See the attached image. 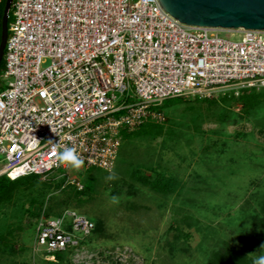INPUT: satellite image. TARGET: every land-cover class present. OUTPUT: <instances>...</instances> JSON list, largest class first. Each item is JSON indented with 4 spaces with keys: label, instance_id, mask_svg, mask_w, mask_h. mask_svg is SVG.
I'll return each instance as SVG.
<instances>
[{
    "label": "built area",
    "instance_id": "obj_1",
    "mask_svg": "<svg viewBox=\"0 0 264 264\" xmlns=\"http://www.w3.org/2000/svg\"><path fill=\"white\" fill-rule=\"evenodd\" d=\"M8 30L0 177L12 180L68 170L66 148L112 171L122 131L163 123L164 101L264 87V30L188 25L159 0H13ZM94 229L76 211L44 216L36 251L56 261Z\"/></svg>",
    "mask_w": 264,
    "mask_h": 264
},
{
    "label": "rangeland",
    "instance_id": "obj_2",
    "mask_svg": "<svg viewBox=\"0 0 264 264\" xmlns=\"http://www.w3.org/2000/svg\"><path fill=\"white\" fill-rule=\"evenodd\" d=\"M243 92L164 101L163 123L122 131L112 171L70 165L26 181L0 205V231L7 233L0 264H47L35 247L39 221L52 206L95 223L96 235L68 257L72 264H209L224 241L264 257V237L252 220L264 219V96L253 105L238 99ZM146 128L164 133L141 136ZM135 172L167 181L170 191L142 185ZM77 181L91 186L88 193L74 194Z\"/></svg>",
    "mask_w": 264,
    "mask_h": 264
},
{
    "label": "trees",
    "instance_id": "obj_3",
    "mask_svg": "<svg viewBox=\"0 0 264 264\" xmlns=\"http://www.w3.org/2000/svg\"><path fill=\"white\" fill-rule=\"evenodd\" d=\"M5 4L6 0H0V41H1V32H2V19H3V14H4V9H5ZM5 63L3 61L2 64V72L4 71ZM256 90H260L259 92H256ZM244 91V92H243ZM242 97H238V99H245V100H255V102H252L251 104L255 105L259 103V99H263L264 96V87L257 89V88H247L242 90ZM186 99V98H184ZM183 99V100H184ZM191 99V98H188ZM195 99V98H194ZM200 99H206V98H200ZM165 105L161 106V109L163 110V107ZM164 111V110H163ZM166 115V113H165ZM147 124V123H146ZM152 129V128H151ZM146 128V130L141 133V136L145 135V137H151V138H157L159 136H162L164 133L163 128H158V129H152ZM132 131L130 132V134ZM138 133V131L136 132ZM122 145V144H121ZM120 150H119V156H120ZM107 171V170H105ZM108 172V171H107ZM136 173V174H135ZM132 173L135 178L137 179L138 182H140L142 185L154 189L156 192L160 194H164L166 191H170L171 184H168L166 182H158V180L151 178L149 175H141L139 172ZM40 175H30V176H25L21 177L16 180H12L7 176H1L0 177V205L6 203L12 198L13 193L19 186L24 184L26 181L33 179V177H38ZM72 187L71 190L74 191V194L82 195L84 193H88L90 190V185L88 183L84 184V188L82 190H79L78 187L70 186ZM74 209V208H73ZM51 210L49 213H47V217L50 216H61L64 214L65 210L62 209L61 211H54V207H51ZM79 213V212H78ZM262 213L264 217V206L262 208ZM82 214V213H80ZM85 215V214H84ZM190 217V216H189ZM259 219V218H258ZM93 221V219H91ZM255 224H257V228L259 229V234L258 236L264 237V219H260L259 221H256L255 219H252ZM189 221V222H188ZM187 221V223H191L190 225H200L199 221H191L190 219ZM94 222V221H93ZM259 225V226H258ZM198 229H202L201 227H198ZM206 229L208 232L214 231V228L211 226L206 225ZM4 231H0V241H4L7 239L6 234L3 233ZM214 232H211L214 234ZM13 233V229L9 231V235ZM96 235V226L95 229L93 230L92 234L87 236L81 241V244L78 248L70 249L64 252H57L56 253V261H48L44 257H41L40 259L47 263V264H72L70 258H68L71 254H73L77 249L82 248L84 245L88 244L91 241V238ZM258 237V238H259ZM237 239V238H235ZM7 241V240H6ZM1 243V242H0ZM243 243V242H241ZM4 248L7 247L6 244H3ZM260 259H256L255 257H251L248 255H244L240 252V250L232 244V241H224L222 245H219L215 250L212 251V254L209 259V264H258Z\"/></svg>",
    "mask_w": 264,
    "mask_h": 264
},
{
    "label": "water",
    "instance_id": "obj_4",
    "mask_svg": "<svg viewBox=\"0 0 264 264\" xmlns=\"http://www.w3.org/2000/svg\"><path fill=\"white\" fill-rule=\"evenodd\" d=\"M13 0H6L0 41V83ZM179 21L193 26L264 30V0H159Z\"/></svg>",
    "mask_w": 264,
    "mask_h": 264
},
{
    "label": "clouds",
    "instance_id": "obj_5",
    "mask_svg": "<svg viewBox=\"0 0 264 264\" xmlns=\"http://www.w3.org/2000/svg\"><path fill=\"white\" fill-rule=\"evenodd\" d=\"M55 133L54 129H51ZM61 163L70 164L72 167L79 169L83 161L75 154V151L70 148H66L59 153L58 157ZM258 264H264V257L260 259Z\"/></svg>",
    "mask_w": 264,
    "mask_h": 264
}]
</instances>
